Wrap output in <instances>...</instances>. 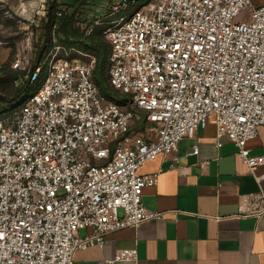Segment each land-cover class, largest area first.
Returning a JSON list of instances; mask_svg holds the SVG:
<instances>
[{
  "label": "built area",
  "instance_id": "2783aa9c",
  "mask_svg": "<svg viewBox=\"0 0 264 264\" xmlns=\"http://www.w3.org/2000/svg\"><path fill=\"white\" fill-rule=\"evenodd\" d=\"M103 25L107 83L123 104L99 92L93 55L52 38L21 80L32 91L0 119V264H72L112 232L161 220L142 203L161 170L138 169L169 155L175 168L178 143L208 124L264 180L253 174L264 155L246 147L264 125V6L119 0ZM238 216L264 219L263 187L241 196ZM135 257L122 249L114 260Z\"/></svg>",
  "mask_w": 264,
  "mask_h": 264
},
{
  "label": "crops",
  "instance_id": "0c3cea01",
  "mask_svg": "<svg viewBox=\"0 0 264 264\" xmlns=\"http://www.w3.org/2000/svg\"><path fill=\"white\" fill-rule=\"evenodd\" d=\"M251 3L264 6V0ZM215 135L208 124L182 139L173 169V155L138 169L139 175L161 170L156 185L142 191L143 206L164 213L161 220L112 232L102 248L78 250L72 264H264V219L238 216L241 196L264 188V180L256 182L234 144L222 137L217 146ZM194 146L198 153L191 155ZM246 147L250 155H264V125ZM263 172L259 166L253 174ZM89 233L78 230L80 237ZM132 248L134 260H114L117 251Z\"/></svg>",
  "mask_w": 264,
  "mask_h": 264
},
{
  "label": "rangeland",
  "instance_id": "374dc122",
  "mask_svg": "<svg viewBox=\"0 0 264 264\" xmlns=\"http://www.w3.org/2000/svg\"><path fill=\"white\" fill-rule=\"evenodd\" d=\"M76 0H0V119L7 115L13 107H18L32 88H28L22 98L19 89L24 75H28L37 60V48L41 45L43 17L49 6L56 3L58 9H67ZM119 0H84L83 4L69 10L75 11L74 28L88 34L91 29L98 27L100 32L104 27V16L109 12L111 4ZM137 1V0H136ZM155 0H142L137 8ZM105 3V5H104ZM55 38L60 45V36L54 31L49 39ZM104 40V39H103ZM64 47V45H63ZM63 54V50L61 51ZM72 55V54H71ZM77 56V55H76ZM19 67L13 68L14 62ZM87 62V58H82ZM120 96V94H118ZM141 114V113H140Z\"/></svg>",
  "mask_w": 264,
  "mask_h": 264
},
{
  "label": "trees",
  "instance_id": "16d2710c",
  "mask_svg": "<svg viewBox=\"0 0 264 264\" xmlns=\"http://www.w3.org/2000/svg\"><path fill=\"white\" fill-rule=\"evenodd\" d=\"M83 1L84 0H76L74 3L70 4L69 7H67V9L59 16H57V4L53 3L49 6L45 17L41 21L44 30V39L41 45L37 48V58L41 50H43V52L47 50L50 42L49 35L54 31L58 36H60V42L64 45L65 48H74L75 50L94 56L95 61L92 70V80L96 84L99 92L104 97L123 104L126 101V98L123 96H118L119 93L109 87L107 83L106 57L108 52V45L103 40L99 28L94 27L88 34H85L84 32L78 31L73 27L75 11L73 10L71 13H69V10L73 7L83 4ZM137 1L138 3L142 2V0ZM28 88H30V85H26V83L21 85L19 89V98L23 97L24 92ZM14 108L16 107H13L12 109Z\"/></svg>",
  "mask_w": 264,
  "mask_h": 264
},
{
  "label": "water",
  "instance_id": "95a60500",
  "mask_svg": "<svg viewBox=\"0 0 264 264\" xmlns=\"http://www.w3.org/2000/svg\"><path fill=\"white\" fill-rule=\"evenodd\" d=\"M42 53H43V50L40 51L39 56H38V58H37V62L40 60V58H41V56H42Z\"/></svg>",
  "mask_w": 264,
  "mask_h": 264
}]
</instances>
